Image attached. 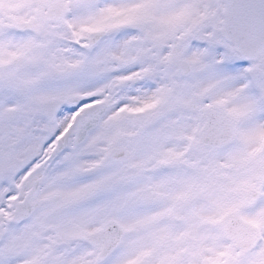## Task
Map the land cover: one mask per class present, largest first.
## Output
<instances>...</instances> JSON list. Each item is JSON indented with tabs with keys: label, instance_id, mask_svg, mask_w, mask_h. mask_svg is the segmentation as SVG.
I'll return each instance as SVG.
<instances>
[{
	"label": "snow or ice",
	"instance_id": "1",
	"mask_svg": "<svg viewBox=\"0 0 264 264\" xmlns=\"http://www.w3.org/2000/svg\"><path fill=\"white\" fill-rule=\"evenodd\" d=\"M0 264H264V0H0Z\"/></svg>",
	"mask_w": 264,
	"mask_h": 264
}]
</instances>
